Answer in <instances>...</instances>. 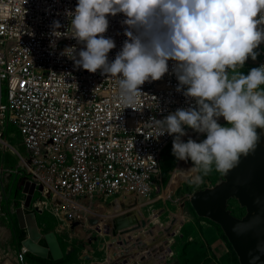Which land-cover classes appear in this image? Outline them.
I'll list each match as a JSON object with an SVG mask.
<instances>
[{
	"label": "built area",
	"instance_id": "1",
	"mask_svg": "<svg viewBox=\"0 0 264 264\" xmlns=\"http://www.w3.org/2000/svg\"><path fill=\"white\" fill-rule=\"evenodd\" d=\"M77 3L0 0V144L10 146L4 133L7 122L19 127L30 156L18 154L27 170V181L37 185L34 200L38 194L52 200L49 210L61 218L59 234L84 239L80 229H89L86 250L94 251L88 243L91 238L108 240L104 236L107 216L94 211L96 207L106 204L111 211L120 203L133 204L138 199L144 204L162 191L164 153L174 136H159L154 121L150 122L196 105L194 99L177 91L173 61L161 80L146 82L141 87L144 95L126 104L120 99L117 78H108L100 70L90 73L62 56L66 47H75L78 59L84 47L75 39L51 36L54 21L62 25V33L69 30L67 12H74ZM125 19L122 13L108 17L105 35L116 44L108 54L110 63L128 39ZM53 41L55 47L51 46ZM255 51L256 61L249 57L246 62L258 68L264 65V44ZM225 122L219 120L220 124ZM117 195L121 197L109 204ZM3 199L0 191V206ZM37 203L33 201L31 210L25 209L36 212ZM90 212L103 218L99 224L90 225ZM75 221L81 225L74 229ZM26 249L17 255L18 262L25 261Z\"/></svg>",
	"mask_w": 264,
	"mask_h": 264
},
{
	"label": "clouds",
	"instance_id": "2",
	"mask_svg": "<svg viewBox=\"0 0 264 264\" xmlns=\"http://www.w3.org/2000/svg\"><path fill=\"white\" fill-rule=\"evenodd\" d=\"M120 13L126 17L123 24L128 39L110 63L108 54L116 44L105 35L108 17ZM67 16L69 30L62 33V25L54 21L51 36L56 40L75 39L84 47L78 59L75 47H66L61 55L85 71L100 70L108 78H117L120 99L126 104L135 103L144 95L141 87L161 80L169 72V61L174 62L177 91L194 99L196 106L150 122L154 121L159 136H174L172 152L178 160L193 162L190 169L174 172L207 175L214 165L216 171L225 173L235 167L241 154H247L261 140L257 129H264V65L253 68L248 75L236 69L243 68L249 57L256 60L255 50L264 43V0H78L75 11H68ZM51 46L55 47V41ZM221 117L227 126L219 123ZM185 125L206 134V139L197 143L189 138L185 143L181 139L187 135ZM200 181L199 175L193 179V183ZM163 190L164 186L160 193ZM144 204L135 208L140 207L150 220L149 231L154 228L153 218L146 216ZM150 239L146 234L144 242ZM166 242L170 241L156 248L166 247ZM72 249L73 246L69 250ZM174 256L172 253L169 259ZM134 258L125 264H134ZM151 259L155 256L145 264ZM105 260L104 254L100 264Z\"/></svg>",
	"mask_w": 264,
	"mask_h": 264
},
{
	"label": "water",
	"instance_id": "3",
	"mask_svg": "<svg viewBox=\"0 0 264 264\" xmlns=\"http://www.w3.org/2000/svg\"><path fill=\"white\" fill-rule=\"evenodd\" d=\"M257 132L261 135V140L254 149L247 154H241L235 167L223 173L215 184L195 191L186 200L197 217L207 219L221 228L239 264H264V129H257ZM36 190L37 185L25 178L19 190V194L22 192L26 196L25 206L23 203L20 206V201L16 196L19 207L11 211V217L15 216L20 229L27 233V238L22 245L28 249L30 254L44 260L52 259L59 262L67 255H71V252H64L57 231L47 234L41 231L38 220V215L41 213L38 209L36 212H28L25 209L26 207L31 210ZM232 200L237 201L239 207L245 210L242 217L235 216L230 209ZM140 205V199L133 204L124 203L125 212L115 216L107 215L108 223L104 233L107 241L102 242L99 236L88 241L89 245L99 243L96 253L106 255L103 264L129 263L132 256H135L134 264H145L146 260L152 256H155L156 262L160 261L156 264H161L164 260L162 254L166 247L162 245L160 249L156 248L159 245L157 241L162 244L168 240L167 233L170 234L174 228L184 223L185 215L188 214L187 209L185 211L186 203L182 205L179 217H174L170 226L160 228L163 235L159 236V240L152 242L151 238L150 241L144 242V245H142V239L146 234L152 236L153 228L147 231L150 220L141 219L135 215L133 209ZM122 219L133 220L134 226L128 231L124 227L119 229L118 223ZM90 223L94 226L100 221L92 219ZM80 225V221H75L73 227L75 229ZM135 233L138 234L137 237ZM166 243L169 245L171 242ZM112 246L116 249L109 257ZM171 250L169 248V252ZM148 252H151V255L143 257ZM90 256L86 259L93 260L95 257Z\"/></svg>",
	"mask_w": 264,
	"mask_h": 264
},
{
	"label": "rangeland",
	"instance_id": "4",
	"mask_svg": "<svg viewBox=\"0 0 264 264\" xmlns=\"http://www.w3.org/2000/svg\"><path fill=\"white\" fill-rule=\"evenodd\" d=\"M252 61H256V60H252ZM247 68H250L252 70L254 66L245 62L243 68L241 69L237 68L236 71H240L243 75H248L250 71L247 70ZM230 73H231V70H230ZM4 91H5V97H6L7 95L6 87H4ZM0 101H1V93H0ZM220 121H225V120L223 119V117H221ZM221 125L227 126V122ZM185 132L187 133V135H185L184 137H189L195 140L197 143L206 139V134L202 135L201 133H197L189 127L185 129ZM4 133H5V140L9 142L10 146L7 147L4 144H0V171L2 172L0 175V191L3 192V196H4V199H3L4 204L2 207H0L1 209L0 211V264H22V262L21 263L18 262L16 252L18 251V255L22 252V249L24 248L22 245V242L27 238V236H24V233H23L24 230H21L20 227L15 226V229L13 227H9L10 231H9V237H8V230L7 228H4L6 227L5 225L6 222L2 219V217H3V213L9 214V212H7L6 210L7 209L6 200H9L8 201L9 206H10L9 211H14L16 208L19 207V205L17 204V200L15 199L16 196L18 197V200L20 201V206L26 200V196L23 195L22 192L19 194L20 192L19 190H20V186L22 182L25 181V178L27 177L28 173L18 153H21L27 158H29L30 155L26 149L22 132L18 126L7 122L6 125L4 126ZM184 137H182L181 139L183 140ZM199 138H200V141H199ZM183 141L186 143L188 140L187 141L183 140ZM172 147H173V142L170 143L166 152L164 153V161L162 163L161 180L163 179L164 190L162 193L157 194L156 197H153V199L155 200L158 197L163 198V200L158 204L160 207H162L161 209H163L164 206H166V204L168 203L170 205V208L172 209L171 213L173 217H179L178 215H180L181 207L184 203H186L185 211L186 209L188 212H190L191 210L189 207V203L186 201L187 199L185 197L193 194L195 191L199 189H205L215 184L216 181L223 175V173L216 171L214 165L212 167V171L209 172V174L207 175H203V173H200V172H194V173L174 172L175 169H182V170L190 169L191 167H193V162L190 159L188 161L178 160L173 155ZM176 163H177V166L175 167ZM197 175L201 176V181L199 183H193L191 176H193V179H194V177ZM120 197H121L120 195H117L111 198L109 201V204L115 203L116 200ZM42 201L46 202L47 206H45L43 209V212H40L41 214L38 215V220L40 223L41 231L45 234L52 232V231H57L61 218L53 215L50 212L49 206L51 205L52 200L48 198L47 196H43L40 194L36 195L34 204H36L37 202H42ZM173 203L175 204V206L171 205ZM230 209L233 211V214H235V216L237 217H242L245 214V210L241 209L237 201L235 200H232L230 202ZM145 211H146L145 212L146 214L149 212L148 209H146ZM138 214H140V212ZM191 214L194 215L193 213ZM92 216L93 215L91 213L88 214L87 219H89ZM140 217L141 215H139L138 218ZM166 218H167V222H169V218L168 217ZM141 219H143V217H141ZM123 224H125L126 226H123V225H120V226H123L124 228L128 229L127 220H125ZM167 224L171 225L170 223H167ZM61 225L64 226L66 225V223H61ZM160 226H162V224H160ZM163 226H166V225H163ZM88 230H86L87 234H89ZM185 231L187 232L188 229H186ZM156 235L158 234H156V232L154 231L151 238H154ZM15 238H17L18 242ZM59 238H60V242L62 243V245H64L63 247L66 250V252L71 251V255L69 256L67 255L65 257L66 259L65 264H100L102 262L103 256L102 254L97 255L96 246L92 247L94 251H89L90 255L95 256L94 259L87 260L86 257L88 255H86L85 253V244H82L81 240L77 238L71 242L72 239L70 237H67L65 234H60ZM175 239L176 237H173V239H170V242L174 244ZM82 240L84 242L85 237ZM68 243L71 246L74 245L73 250L68 249V247L70 246ZM113 247L114 246H112L111 249H113ZM177 248L178 246H176V249ZM97 261H100V262H97ZM23 264H37V263L31 262L27 254L25 255V261Z\"/></svg>",
	"mask_w": 264,
	"mask_h": 264
},
{
	"label": "crops",
	"instance_id": "5",
	"mask_svg": "<svg viewBox=\"0 0 264 264\" xmlns=\"http://www.w3.org/2000/svg\"><path fill=\"white\" fill-rule=\"evenodd\" d=\"M0 93H1V90H0ZM1 173L2 172H0V175ZM162 200L163 198L158 197L155 200L153 199L151 201H147L143 205L144 211L146 209L149 210L147 214L145 213L148 218L154 217L153 214L158 213V211L160 213V218L158 219V222L152 223V227H154L153 232L155 231L156 234H158L154 238H152V242L155 241V238L157 236L162 235V233L160 234V228H161L160 224L166 225L168 223L166 217L169 218V222L171 221V219L174 218L171 213L172 209L170 208V205L168 203L166 204V206H164L163 209H161L162 207L158 205ZM3 204L4 202H2L0 207H2ZM171 205L175 206L174 203ZM6 206H7L6 210L7 212H9V214L3 213L2 219L6 222L5 224L6 227L4 228H7L8 237H9V231H10L9 227H13L15 229L17 220L16 218H13L10 216L11 211H9V207H10L9 203ZM120 207H122L121 203L119 204L118 207H115L112 211H110L109 214L117 215L121 213L122 208L119 209ZM139 209L140 207L135 208V215H137L138 217L140 215L138 213L139 212L142 213V209L141 210ZM159 213L157 214V217H154V218H158ZM126 220L128 222L130 219H126ZM124 221L125 220H122L121 222L118 223L119 228H122L123 226H125V224H123ZM120 225H123V226H120ZM214 226L215 225L209 222L198 219L197 217L192 215L190 212H188V215H186L185 217L184 225L177 227L178 231L173 236V237H176V239L174 240V245H172L171 243V246L175 247L176 254L173 258H170V259L167 258L163 263L164 264H236L231 255L230 248L228 247L226 241L222 238L221 233L218 232L219 231L218 227L216 226L214 227ZM186 229H188L187 232L185 231ZM167 237L169 238L168 240L173 239V237H169V235ZM15 239L17 240V238ZM75 239L77 238H73L71 242ZM79 240L82 241V244L86 242V240L83 242L81 238ZM63 246L64 245H62V247ZM95 246L98 248L99 243L96 245L95 244L93 245V247ZM167 246H170V244ZM176 246H178L177 249H176ZM71 247L72 246L70 245L68 249H71ZM64 252H66L65 249H64ZM85 253L90 255L89 251H86V249H85ZM16 254L18 255V251L16 252ZM155 260L156 259H151L146 264H156L160 262L159 260H157V262ZM130 261H132V259ZM97 262H100V261H97ZM23 263L24 261L22 262V264Z\"/></svg>",
	"mask_w": 264,
	"mask_h": 264
},
{
	"label": "bare ground",
	"instance_id": "6",
	"mask_svg": "<svg viewBox=\"0 0 264 264\" xmlns=\"http://www.w3.org/2000/svg\"><path fill=\"white\" fill-rule=\"evenodd\" d=\"M186 126V125H185ZM184 126V127H185ZM136 198V197H135ZM118 203V202H117ZM38 204V206H37V209L39 210V212H43V209H44V203H37ZM119 209H121V207L119 208ZM140 210V209H139ZM94 211H96L97 213H99L101 216H103V218H105L107 215H110V216H115V215H113V214H109V212H110V209H109V207H101L100 205L98 206V207H96L95 208V210ZM112 211V210H111ZM137 212V211H136ZM93 216H94V213L93 212H90ZM89 213V214H90ZM137 214V213H136ZM156 214H158V213H155V214H153L154 215V217H156L155 215ZM59 215H61L60 213H59ZM140 215H141V217H143V219H146L145 217H144V215L142 214V213H140ZM92 216V218L90 219V220H92V219H96L97 221H101L103 218H98V217H93ZM179 216V215H178ZM140 217V218H141ZM153 217V223H155V222H158V218H154ZM69 220H73V218H68ZM122 220H126V219H122ZM122 220H120L119 222H121ZM172 221V220H171ZM66 223H69V221H67ZM89 223H90V221H89ZM161 223V222H160ZM168 223H170V222H168ZM171 224V223H170ZM90 225H91V223H90ZM126 226V225H125ZM134 226V222H133V220H129L128 221V229H127V231L128 230H130L132 227ZM166 226H170V225H168V224H166ZM104 228H106V226L104 225ZM119 229H123V227L122 228H119ZM121 231V230H120ZM144 231V230H143ZM178 230H177V227L176 228H174L171 232H170V234L169 233H167L168 235H169V237H173L174 235H175V233L177 232ZM80 232H81V234H82V236H84V237H88L89 236V234H87L86 233V230H84V228H81L80 229ZM135 235V234H134ZM163 235V234H162ZM162 235H159V236H162ZM159 236H157L156 238H155V241L156 240H159ZM101 238V237H100ZM168 238V237H167ZM102 239V238H101ZM169 239V238H168ZM111 240H113V239H111ZM148 240V239H147ZM168 241H170V240H168ZM161 242L160 241H157V244H160ZM172 243V242H171ZM171 243H170V246H166L167 248H166V252H164V254H162L163 255V258H164V260H166L167 258H169V257H171L172 256V253L173 254H176V250H175V247L174 246H171ZM96 245V244H98V243H93V245ZM142 244L144 245L145 243H144V238L142 239ZM172 245H174L173 243H172ZM92 246V245H91ZM93 247V246H92ZM168 247H170L172 250H171V252H169V249H168ZM112 248V247H111ZM96 249V248H95ZM115 247H113V249H111V251H110V254H109V257H110V255H112L113 253H114V251H115ZM174 249V250H173ZM26 250H28V249H26ZM86 255H88L89 256V254H87L86 253ZM119 255H120V253L118 254V257H119ZM87 256V257H88ZM161 256V255H160ZM117 257V258H118ZM133 257H135V256H133ZM84 258H85V256H84ZM93 258V257H92ZM116 258V259H117ZM94 259V258H93ZM163 260V261H164ZM162 261V262H163Z\"/></svg>",
	"mask_w": 264,
	"mask_h": 264
},
{
	"label": "trees",
	"instance_id": "7",
	"mask_svg": "<svg viewBox=\"0 0 264 264\" xmlns=\"http://www.w3.org/2000/svg\"><path fill=\"white\" fill-rule=\"evenodd\" d=\"M247 70H251L250 68H247ZM177 164V163H176ZM176 166V165H175ZM219 177V176H218ZM217 177V178H218ZM216 178V179H217ZM193 213V212H192ZM194 214V213H193ZM195 215V214H194ZM196 216V215H195ZM198 218V217H197ZM198 219H200V218H198ZM201 220H204V221H207V222H210V223H213V222H211V221H209V220H207V219H201ZM214 224V223H213ZM216 225V224H215ZM217 227H218V229H219V231H220V233H221V236H222V238L226 241V243H227V245H228V247L230 248V251H231V255H232V257H233V260L235 261V263L236 264H239V262H238V258H237V256H236V254H235V252L233 251V249L231 248V245L228 243V241H227V238L225 237V235L223 234V232H222V230H221V228L218 226V225H216ZM15 232V231H14ZM23 233H24V236H27V233L25 232V231H23ZM67 253V252H66ZM28 257H29V260L31 261V262H33V263H37V264H65L66 262H65V260L66 259H64V260H61V261H59V262H55V261H53L52 259H50V260H44V259H42V258H38V257H35V256H33L32 254H28ZM69 259V258H68Z\"/></svg>",
	"mask_w": 264,
	"mask_h": 264
},
{
	"label": "flooded vegetation",
	"instance_id": "8",
	"mask_svg": "<svg viewBox=\"0 0 264 264\" xmlns=\"http://www.w3.org/2000/svg\"><path fill=\"white\" fill-rule=\"evenodd\" d=\"M8 201L9 200H6V204H8ZM11 213V215L10 216H12V212H10ZM13 218H16L15 216H13ZM16 226L18 227V224L16 223Z\"/></svg>",
	"mask_w": 264,
	"mask_h": 264
}]
</instances>
